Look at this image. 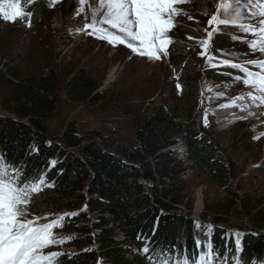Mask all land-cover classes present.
Masks as SVG:
<instances>
[{"label":"trees","instance_id":"trees-1","mask_svg":"<svg viewBox=\"0 0 264 264\" xmlns=\"http://www.w3.org/2000/svg\"><path fill=\"white\" fill-rule=\"evenodd\" d=\"M42 3L32 12L35 22L45 13ZM242 7L238 18L236 6L220 15L241 21L247 16ZM214 41L220 55L243 59L238 50L225 51L226 37L216 35ZM184 49L185 45H178L171 59L180 73L179 90L173 88L170 99L143 111L121 106L127 113L133 109L132 135L113 149L100 130L82 135L73 120L57 135L47 126L57 109L60 83L69 100L86 108L111 105L113 99L106 100L102 83L87 69L58 71L50 62L44 70L24 76L16 63L18 55L0 69V83L8 90L7 109L11 111V115L0 114V159L20 169L21 182H36L44 172L46 182L52 183L32 196L29 217L47 211L78 213L67 215L62 226L67 232H76L66 246L76 247L78 252H63L54 246L55 251L65 253L59 257V264H96L99 260L147 264L141 251L146 243L153 256L161 248L195 249V240L203 238L204 224L199 222L197 228L198 220L178 211L183 204V177L188 166L173 149L180 140L187 146L192 167L222 187L231 199V209L241 207L252 227L241 232L242 250L237 253L235 238L217 224L226 221L223 211L221 216H214L210 240L216 251L221 257L239 256L240 264H264V205H253L234 188L235 164L204 128L196 97L197 69L186 59ZM226 69L235 70L224 67L217 71ZM223 76L219 73L216 80H223ZM51 160L57 161L54 167Z\"/></svg>","mask_w":264,"mask_h":264},{"label":"rangeland","instance_id":"rangeland-1","mask_svg":"<svg viewBox=\"0 0 264 264\" xmlns=\"http://www.w3.org/2000/svg\"><path fill=\"white\" fill-rule=\"evenodd\" d=\"M21 3L25 11L31 14L41 3L46 10L36 22L31 15L30 27L28 18L18 19L14 23L5 22L0 18V69L16 55L19 56V61L16 63L24 76L33 71L44 70L50 62L58 71L85 68L102 83L101 89L105 93L106 100L113 99L110 106L86 108L78 102L69 100L63 84L60 83L57 90V109L47 122L50 132L55 135L61 134L68 121L73 120L82 135L88 134L91 130H100L108 141L110 149H113L119 141L129 140L132 135L133 109L143 111L147 106L161 105L170 99V91L173 88L176 92L179 90L176 85H180V73L172 65L171 59L176 47L180 44L185 45L184 55L197 69L199 93L196 97L204 128L217 142L224 155L234 162L236 167L234 188L238 190L240 197L247 198L253 205H264V118H259V113L257 114L264 103L255 100L258 101V105H243L242 108L240 107L243 111L237 112L235 118L238 121L237 125L233 124L229 127L225 125L224 119L219 114L222 107L229 104L233 106V103L234 107L244 104L246 101L242 94L247 89L251 94L260 95V93L243 83L246 76L242 69L217 71L218 68L225 66L223 60L227 59L224 58L227 56L216 52L218 47L214 46V38L216 35H220V38L226 37L225 51L242 52L243 59L238 58V62L227 60L242 64L249 71H260L257 64L249 61H264V53L249 48V44L255 39L251 33H245L238 26L229 24L220 26L221 31L214 33L205 56L199 55L204 51L199 41L207 38L206 29L212 30L215 27V25L209 26L208 20L213 14L220 16L221 11L218 8L220 0H186L185 3L177 4L180 15L174 18L175 27L170 32L174 43L169 46L168 55L162 56L158 61L133 55L126 45L112 46L81 30L84 23L91 22L92 10L99 7V0H85L83 4L78 3V0H32L31 3L29 0H21ZM255 8L249 5L251 20L244 18L240 23L258 26V19L252 15L258 11L257 6ZM99 17L98 13L97 19ZM229 27L234 29H228ZM208 56H212L213 59L209 61ZM112 72L114 76L109 79ZM219 73L224 75L223 80H216ZM9 105L8 90L0 83V112L11 113L7 109ZM121 106H131L133 109H128L129 113H127V108L123 110ZM234 107L232 111L237 110ZM262 115L264 117L263 112ZM205 117L208 121L207 126L204 124ZM234 125L236 126L233 127ZM184 143L180 140L173 147L188 164L183 177L186 190L183 204L178 211L204 224L205 231L203 232L204 228H201L202 240L210 238L204 236L208 231L207 226L213 227L216 223L213 217L221 216L223 211L226 221L217 224L226 227L229 236L236 239L235 232L241 233L252 228L247 215L241 211V207L231 209V199L222 187L192 167L184 151ZM199 197L203 206L197 211ZM58 213L67 214L70 211L44 212L39 222L45 223L57 219ZM48 215L53 216L47 220L45 217H49ZM59 228L60 226L54 229V235L58 239L76 235V232H66ZM62 250L78 252L76 247L64 246Z\"/></svg>","mask_w":264,"mask_h":264},{"label":"snow or ice","instance_id":"snow-or-ice-1","mask_svg":"<svg viewBox=\"0 0 264 264\" xmlns=\"http://www.w3.org/2000/svg\"><path fill=\"white\" fill-rule=\"evenodd\" d=\"M31 2L32 0H29V3ZM84 2L85 0H80L81 4ZM185 2L186 0H99V7L92 10L91 22L84 23L81 30L112 46L126 45L133 55L158 61L162 56L168 55L169 46L174 43L170 32L175 27L174 18L180 15V9L176 5ZM253 2L258 8V11L252 14L258 19V26L239 23L238 19L229 21L220 18L218 14H213L207 23L215 27L212 30L206 29L207 38L199 41L200 47L204 49L199 55L205 56L214 33L221 31L220 26L229 24L238 26L245 33H251L255 39L249 44V48L264 53V0H220L218 8L222 12H229L235 4L238 18L241 15V7ZM31 15L22 7L21 0H0V18L5 22L14 23L18 19L28 18L30 27ZM89 29L91 31H88ZM212 59V56H208L209 61ZM249 63L257 64L260 71H249L242 64L223 60L224 65L231 64V67L244 71L246 78L243 83L260 93V95L250 93L252 100L264 103V61L252 60ZM176 87L181 86L177 84ZM207 123L205 117V126ZM56 163V160L50 161L53 167ZM22 175L19 168L0 159V264H59V257L65 253L46 249L62 245L72 239L70 236L58 239L54 235V229L61 226L64 216L45 223L39 222L40 217L29 218L31 198L43 190L41 186L46 183V175L40 176L38 181L32 183L21 182ZM77 214L72 212L65 215ZM196 227H200L199 221L196 222ZM211 227L207 226L205 237H210ZM234 234L235 251L239 253L242 250L240 236L243 233L237 231ZM141 251L145 254L147 264H230L231 261L240 264L239 256L229 254L221 258L210 238L205 240L197 238L195 249L191 252L170 247L157 250L153 256L147 243Z\"/></svg>","mask_w":264,"mask_h":264},{"label":"bare ground","instance_id":"bare-ground-1","mask_svg":"<svg viewBox=\"0 0 264 264\" xmlns=\"http://www.w3.org/2000/svg\"><path fill=\"white\" fill-rule=\"evenodd\" d=\"M80 2V0H78V3ZM72 19V18H71ZM75 20V19H74ZM73 24V23H72ZM71 25V24H70ZM114 76V74H113V72L110 74V77H109V79H112V77ZM212 90H213V88H212ZM248 90L249 89H247L246 91H244L243 92V96L245 97V103L243 104H241V105H239L238 106V108H237V110H233L232 111V105H228V106H226V107H222L221 109H220V111H219V114H220V116L224 119V123H225V125H227L228 127L229 126H231V125H233V123L235 122V118H236V116L234 115L236 112H242L243 111V109H240V107L242 108V106L243 105H245V106H247V105H258L259 103H257L258 101H253L252 100V98H251V94L248 92ZM243 98V97H242ZM244 100V99H243ZM235 111V112H234ZM253 112V111H252ZM262 112H263V114H264V106H261V110H259L258 112H257V114L259 113V118H264L263 117V115H262ZM256 114V115H257ZM227 128V127H226ZM202 206H203V202H202V199H201V197H199V199H198V202H197V211H200V209L202 208ZM59 214V216L61 215H63V216H65V214H63V213H58ZM49 216V215H48ZM53 216V215H52ZM51 216V217H52ZM58 216V217H59ZM51 217L49 216V217H47V220H49V219H51Z\"/></svg>","mask_w":264,"mask_h":264},{"label":"water","instance_id":"water-1","mask_svg":"<svg viewBox=\"0 0 264 264\" xmlns=\"http://www.w3.org/2000/svg\"><path fill=\"white\" fill-rule=\"evenodd\" d=\"M1 115H10V113L0 112Z\"/></svg>","mask_w":264,"mask_h":264}]
</instances>
